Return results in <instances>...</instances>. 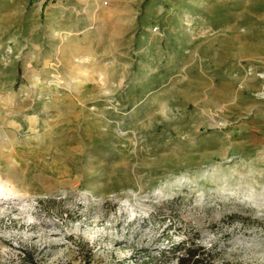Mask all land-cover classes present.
<instances>
[{
    "label": "rangeland",
    "instance_id": "374dc122",
    "mask_svg": "<svg viewBox=\"0 0 264 264\" xmlns=\"http://www.w3.org/2000/svg\"><path fill=\"white\" fill-rule=\"evenodd\" d=\"M264 264V0H0V264Z\"/></svg>",
    "mask_w": 264,
    "mask_h": 264
},
{
    "label": "trees",
    "instance_id": "16d2710c",
    "mask_svg": "<svg viewBox=\"0 0 264 264\" xmlns=\"http://www.w3.org/2000/svg\"><path fill=\"white\" fill-rule=\"evenodd\" d=\"M173 247L172 253L174 256L179 255L176 261L177 264H203L201 255H207L204 247H195L191 243H183ZM207 257H209V255H207Z\"/></svg>",
    "mask_w": 264,
    "mask_h": 264
}]
</instances>
